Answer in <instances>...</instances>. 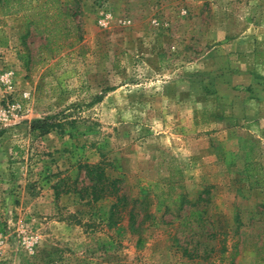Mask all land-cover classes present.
I'll list each match as a JSON object with an SVG mask.
<instances>
[{
	"label": "rangeland",
	"instance_id": "1",
	"mask_svg": "<svg viewBox=\"0 0 264 264\" xmlns=\"http://www.w3.org/2000/svg\"><path fill=\"white\" fill-rule=\"evenodd\" d=\"M62 1H77L81 39L44 60L42 35L21 43L20 16L0 12L2 264H256L264 182L249 188L247 173L264 175V0ZM42 118L55 126L30 130ZM96 161L129 200L115 224L112 198L71 191L85 183L77 163ZM200 208L202 223L188 216Z\"/></svg>",
	"mask_w": 264,
	"mask_h": 264
},
{
	"label": "trees",
	"instance_id": "2",
	"mask_svg": "<svg viewBox=\"0 0 264 264\" xmlns=\"http://www.w3.org/2000/svg\"><path fill=\"white\" fill-rule=\"evenodd\" d=\"M73 4V5H71ZM0 12L2 14H18L20 16V31L18 40L22 43L24 38L30 33V30L35 34L42 35V43L39 45L37 52L39 60H44L61 50L64 47H70L81 39L80 27V8L77 1H62V0H0ZM41 52L45 55L41 56ZM48 118L35 119L29 124L30 130H36L39 134H45L55 123L47 121ZM256 164L255 162L246 164V169H251ZM77 172L81 171L85 183L79 188L74 187L75 179L71 182V191L76 193L78 199L86 202H94L105 198H112L107 214V222L115 224L119 218V212L124 210L129 200L127 196L121 193L122 180L119 177L108 176L105 172L104 165L101 161L93 163L83 162L77 163ZM247 181L249 188H259L264 182V175L261 173L255 175L247 173ZM66 185V184H65ZM66 190H70V186H65ZM68 190V191H69ZM57 192L54 191V195ZM207 190L204 188L196 197L195 200L189 201L184 195L180 196V205L188 204L195 206L205 198L202 196L206 194ZM204 210L190 209L188 216H196V221L203 222L201 213ZM135 213L132 206L127 211V227L133 234L137 233L138 223L135 222ZM232 225L233 233H236L240 225L239 213L236 207L232 209ZM141 240L136 239L135 245H139ZM181 254L186 257H192V253L186 248L180 247ZM233 253L230 254L232 260ZM264 255L260 250L255 253L256 264H262Z\"/></svg>",
	"mask_w": 264,
	"mask_h": 264
},
{
	"label": "built area",
	"instance_id": "3",
	"mask_svg": "<svg viewBox=\"0 0 264 264\" xmlns=\"http://www.w3.org/2000/svg\"><path fill=\"white\" fill-rule=\"evenodd\" d=\"M107 18H108V15L107 14H104L103 17H99L97 19V23L100 25V26H105L107 24ZM23 95H25V93H23ZM4 223L5 225L9 224L10 221L6 218L5 220H3V222L0 220V226L1 224ZM6 229H8L7 226H5L4 229H2L0 227V264H2V253H3V248L6 244ZM16 230V233H17V228L15 229ZM18 235V233H17Z\"/></svg>",
	"mask_w": 264,
	"mask_h": 264
}]
</instances>
